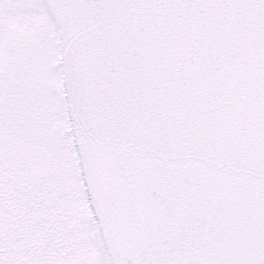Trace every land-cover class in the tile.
Listing matches in <instances>:
<instances>
[{
    "label": "snow or ice",
    "instance_id": "obj_1",
    "mask_svg": "<svg viewBox=\"0 0 264 264\" xmlns=\"http://www.w3.org/2000/svg\"><path fill=\"white\" fill-rule=\"evenodd\" d=\"M0 264H264V0H0Z\"/></svg>",
    "mask_w": 264,
    "mask_h": 264
}]
</instances>
